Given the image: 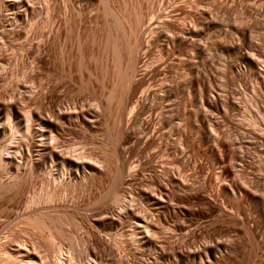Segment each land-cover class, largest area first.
Segmentation results:
<instances>
[{
  "label": "rangeland",
  "instance_id": "rangeland-1",
  "mask_svg": "<svg viewBox=\"0 0 264 264\" xmlns=\"http://www.w3.org/2000/svg\"><path fill=\"white\" fill-rule=\"evenodd\" d=\"M157 2L0 0V264H22L18 247L36 255L37 264H264V216L258 217L257 227L251 216L247 221L225 212L207 187L174 193L169 204L158 207L148 193L158 186L156 174L136 171L128 187L117 184L132 192L131 208L119 213L109 202L119 174L106 140L105 87L113 80L131 27ZM156 51L153 60L162 57ZM87 97L101 104L96 120L90 125L58 121L54 131L59 148L79 149L84 143L82 155L97 160V167L80 170L78 177L38 151L36 120L50 115L52 105L63 109L76 100L86 103ZM25 113L30 116L27 135L21 127ZM179 113H174L173 128H165L177 156L185 145L175 128L187 131ZM174 156L161 150L157 160L169 166ZM131 210L150 225L147 240L135 227L132 231ZM202 248L213 258L199 260Z\"/></svg>",
  "mask_w": 264,
  "mask_h": 264
},
{
  "label": "bare ground",
  "instance_id": "bare-ground-1",
  "mask_svg": "<svg viewBox=\"0 0 264 264\" xmlns=\"http://www.w3.org/2000/svg\"><path fill=\"white\" fill-rule=\"evenodd\" d=\"M147 11L134 24L131 21L113 80L103 86L106 140L114 153V163H110L119 174V181L111 183L128 187L136 171H153L159 182L148 193L158 207L169 204L174 193L207 187L222 210L247 221L251 216L249 221L258 227V217L264 216V176L260 173V155L264 154V0H158ZM156 49L162 57L153 60ZM88 97L86 103L82 100L77 105L76 100L63 109L52 105L50 115L36 120L38 151L48 154L52 165L66 166L74 176L97 167V160L82 155L84 150L79 149H85L84 143L79 149L71 143L59 148L55 123L94 122L101 104ZM178 112L187 127L186 132L175 128L185 145L180 156L174 153L173 140L165 131L175 124L173 116ZM234 116L247 126L236 123ZM28 117L21 125L26 135ZM131 127L136 131L129 132ZM161 150L173 151L172 165L159 163ZM122 185L112 187L108 197L119 213L134 204L132 192ZM132 212V231L135 227L146 239L150 225L137 220ZM203 250L199 249V260L213 258ZM17 252L23 263L37 264L36 255L28 250L18 247Z\"/></svg>",
  "mask_w": 264,
  "mask_h": 264
}]
</instances>
